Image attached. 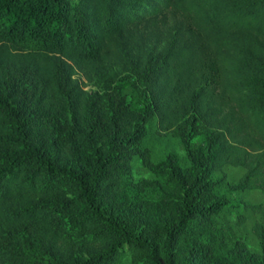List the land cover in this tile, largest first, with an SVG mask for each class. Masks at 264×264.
Segmentation results:
<instances>
[{
    "label": "trees",
    "instance_id": "16d2710c",
    "mask_svg": "<svg viewBox=\"0 0 264 264\" xmlns=\"http://www.w3.org/2000/svg\"><path fill=\"white\" fill-rule=\"evenodd\" d=\"M164 10L183 17L181 38L147 66L128 25ZM0 43V264H195L209 249L183 263L175 245L236 205L208 199L226 170H248L237 191L264 192V0H0ZM117 60L144 76L143 108H107L73 79L71 61L105 74ZM155 118L193 167L170 171L178 215L161 240L109 208L133 183L136 148L151 166L139 144ZM249 147L263 150L256 165ZM243 203L264 240V203Z\"/></svg>",
    "mask_w": 264,
    "mask_h": 264
},
{
    "label": "rangeland",
    "instance_id": "374dc122",
    "mask_svg": "<svg viewBox=\"0 0 264 264\" xmlns=\"http://www.w3.org/2000/svg\"><path fill=\"white\" fill-rule=\"evenodd\" d=\"M182 19L171 10H164L158 16L143 18L137 25H128L126 33H131L133 45L143 47V63L147 62L148 66L150 54L165 49L173 40H180L177 26ZM138 53L137 51L136 55ZM71 63L76 70L73 79L78 81L90 98H102L105 107L129 104L141 109L149 102L148 84L144 76L134 72L130 62L107 61L105 74L89 72L84 65ZM4 85H0V95L6 90ZM206 140L205 133L197 134L192 142L194 148L203 149ZM139 145H146L151 149L152 164L149 166L143 160L139 152L141 148L133 151L130 167L133 183L112 199L109 208L115 215L152 232L161 240L163 225L173 223L178 215L179 202L176 196L170 195V171L176 161L181 169L190 170L193 167L180 132L176 127L162 129L157 118L148 126ZM249 148L256 165L263 150L258 147ZM226 171L228 179L215 185L209 192L208 199L212 201L226 196L236 205H229L213 216L208 229H199L193 225L190 231L178 238L175 249L177 258L183 263L188 260L189 251L197 247L209 249L211 255H200L195 264H210V260L212 264H257L264 257V240L254 230L262 216L259 212L247 210L243 203H264V192H239L234 188L248 173L246 168L231 167ZM220 175L221 173L218 177ZM161 261L165 263L163 256Z\"/></svg>",
    "mask_w": 264,
    "mask_h": 264
}]
</instances>
